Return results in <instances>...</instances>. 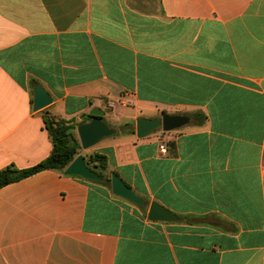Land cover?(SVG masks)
Here are the masks:
<instances>
[{"label": "crops", "instance_id": "obj_1", "mask_svg": "<svg viewBox=\"0 0 264 264\" xmlns=\"http://www.w3.org/2000/svg\"><path fill=\"white\" fill-rule=\"evenodd\" d=\"M96 108L116 133L79 155L146 207L64 172L5 185L0 264H264V0H0V171L50 155L46 117L79 143ZM143 113L189 123L138 139Z\"/></svg>", "mask_w": 264, "mask_h": 264}, {"label": "water", "instance_id": "obj_2", "mask_svg": "<svg viewBox=\"0 0 264 264\" xmlns=\"http://www.w3.org/2000/svg\"><path fill=\"white\" fill-rule=\"evenodd\" d=\"M51 97L39 86L34 87L33 110H41L51 104ZM91 120L81 123L76 128L79 144L82 150L94 147L107 137L113 136L116 131L108 127L103 121L104 112L93 109L89 112ZM85 118V115L82 116ZM189 123V119L183 116H171L164 114L160 119H145L138 117L135 120V135L138 139H144L153 135L157 130L169 133L178 130ZM64 175L79 177L90 182H103L104 178L87 166L82 155H78L64 170ZM110 187L114 196L122 198L138 207L145 208L146 203L136 195L118 176L110 174ZM172 212L162 207L157 202L148 206L147 220L150 222H171L177 220Z\"/></svg>", "mask_w": 264, "mask_h": 264}, {"label": "trees", "instance_id": "obj_3", "mask_svg": "<svg viewBox=\"0 0 264 264\" xmlns=\"http://www.w3.org/2000/svg\"><path fill=\"white\" fill-rule=\"evenodd\" d=\"M44 123L52 143L50 155L38 165L28 169L15 170L7 168L1 170L0 188L45 170L63 173L68 165L79 155L80 146L73 135L72 131L75 127L71 123L57 120L52 116L46 117ZM127 125L121 126L119 131L124 133ZM87 166L93 168L94 172L103 177L105 179L103 184L110 187V177L105 178L102 173L107 169L105 156L99 154L88 156Z\"/></svg>", "mask_w": 264, "mask_h": 264}, {"label": "rangeland", "instance_id": "obj_4", "mask_svg": "<svg viewBox=\"0 0 264 264\" xmlns=\"http://www.w3.org/2000/svg\"><path fill=\"white\" fill-rule=\"evenodd\" d=\"M147 116V114L146 113H143V114H140V116L139 117H141V116ZM142 116V117H143ZM141 117V118H142ZM156 117H158V118H156ZM161 116H155V118H152V119H159ZM133 125L131 124V125H127L125 128H130V127H132ZM109 127V126H108ZM155 133H161V130H157ZM105 176V178H109L110 176L109 175H104Z\"/></svg>", "mask_w": 264, "mask_h": 264}, {"label": "built area", "instance_id": "obj_5", "mask_svg": "<svg viewBox=\"0 0 264 264\" xmlns=\"http://www.w3.org/2000/svg\"><path fill=\"white\" fill-rule=\"evenodd\" d=\"M161 133L163 134V132H161ZM159 149H160V152H162V153L164 152V146L163 145H160Z\"/></svg>", "mask_w": 264, "mask_h": 264}]
</instances>
